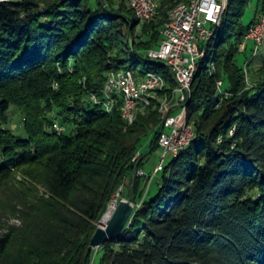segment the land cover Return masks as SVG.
Returning a JSON list of instances; mask_svg holds the SVG:
<instances>
[{"label": "trees", "instance_id": "obj_1", "mask_svg": "<svg viewBox=\"0 0 264 264\" xmlns=\"http://www.w3.org/2000/svg\"><path fill=\"white\" fill-rule=\"evenodd\" d=\"M179 1L156 0L140 21L127 0H0V213L21 220L0 234V264H90L97 223L125 186L135 211L95 249L98 264H264V59L253 71L254 42L240 48L264 0L247 24L252 0L228 1L186 102L191 141L161 169L145 173L141 152L160 147L157 99L128 123L121 98L108 110L88 96L120 69L159 73L158 95L173 92L169 68L145 54ZM12 107L25 137L7 127Z\"/></svg>", "mask_w": 264, "mask_h": 264}, {"label": "built area", "instance_id": "obj_2", "mask_svg": "<svg viewBox=\"0 0 264 264\" xmlns=\"http://www.w3.org/2000/svg\"><path fill=\"white\" fill-rule=\"evenodd\" d=\"M127 1L140 21H148L157 13L156 0ZM228 1H179L168 11L160 30L158 46L146 52L148 59L164 63L169 68L176 83L173 94L178 96L177 104L170 111L167 108L164 112L163 129L158 136L162 153L156 170L162 168L165 158L175 156L192 138L191 125L187 122L186 102L191 95L199 63L208 56L207 46L223 25ZM249 40L254 42L256 48L264 43V15L248 28L240 42V48ZM221 83L218 81L219 91ZM167 87L165 78L159 73L148 71L137 77L131 70L120 69L108 73L101 98L90 93L89 99L110 110L118 98H121L122 116L128 123H132L137 113L151 104L154 98L158 101V92ZM175 107L179 110L172 113ZM163 108L162 104L159 108L162 113ZM63 128L57 125L58 130ZM139 172L143 173L142 170ZM93 259L90 264H95Z\"/></svg>", "mask_w": 264, "mask_h": 264}, {"label": "rangeland", "instance_id": "obj_3", "mask_svg": "<svg viewBox=\"0 0 264 264\" xmlns=\"http://www.w3.org/2000/svg\"><path fill=\"white\" fill-rule=\"evenodd\" d=\"M255 14L259 15L260 10H258L256 12V1L252 0L248 4L247 8L245 9V13L242 17L243 23L244 24L249 23ZM214 45H215V37H213L211 39V41L209 42V44L207 46V51H208L209 55H211L212 51L214 50V48H215ZM244 47L246 48V43H245ZM252 47H253V48H251L252 50L247 52L248 54H250V59H248L246 64L248 65L250 63V68L254 71L264 59V44L260 45V47L258 46L257 48H256V45L254 44V45H252ZM243 48H241V49H243ZM141 60L143 61L144 58H142ZM236 60H237L238 64L243 65L245 63L244 54L243 53L237 54ZM201 62H205V60H201ZM210 67L212 69H214V64H210ZM245 71L246 72L248 71L247 75L250 74L249 70L246 69ZM248 81H250V77L248 78ZM88 96L90 97V94ZM177 98H178L177 94H173V92L170 94L163 93L162 95H158V108H160V106L162 104L164 107L163 113H162L163 117L166 115L164 113L166 110L169 109V111H170V109L177 104L176 103ZM178 110L179 109H177V111ZM7 127L9 129H11L15 134L22 136V137H25V132L23 129V115L15 107H12L11 111L9 112V121L7 123ZM158 145H159V142H158ZM141 152L143 154H147L146 158H145V163L143 165L144 172L148 173V174L152 173L154 167L155 166L157 167L159 164V157L161 155L162 149L160 147H158V148H155L152 151H150L148 141H145L142 144ZM0 161H1V159H0ZM16 178L17 179L22 178V174L18 173ZM123 189H124V193L120 194V190H119V193L115 194V196L112 199V201L110 202V204L114 201H115V203H117L122 198H125V199L129 198L128 197V187L125 186ZM110 204L108 205V208L106 211H108ZM1 215L2 214L0 213V234L3 233L7 229L8 225H11V224L20 225V223H21V220L18 216H15V215L1 216ZM95 249L96 248H94V254L95 255L93 254L94 255L93 262L95 264H98V261L100 258V252L95 253Z\"/></svg>", "mask_w": 264, "mask_h": 264}, {"label": "water", "instance_id": "obj_4", "mask_svg": "<svg viewBox=\"0 0 264 264\" xmlns=\"http://www.w3.org/2000/svg\"><path fill=\"white\" fill-rule=\"evenodd\" d=\"M191 130L193 135L192 126H191ZM134 211H135V204L131 198L120 199L116 203V206L105 225L102 226L101 222L106 212L102 215L101 219H99L97 223V228L90 239L89 249L91 250L97 248L107 240L120 235L123 232V230L126 228L128 223L130 222Z\"/></svg>", "mask_w": 264, "mask_h": 264}, {"label": "bare ground", "instance_id": "obj_5", "mask_svg": "<svg viewBox=\"0 0 264 264\" xmlns=\"http://www.w3.org/2000/svg\"><path fill=\"white\" fill-rule=\"evenodd\" d=\"M115 206H116L115 201L110 204L108 211H106L105 215L102 218V222H101L102 226L105 225L107 223V221L109 220Z\"/></svg>", "mask_w": 264, "mask_h": 264}]
</instances>
